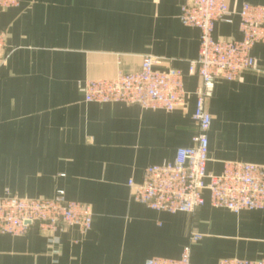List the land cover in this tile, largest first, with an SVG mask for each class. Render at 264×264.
I'll return each instance as SVG.
<instances>
[{"label":"crops","instance_id":"crops-1","mask_svg":"<svg viewBox=\"0 0 264 264\" xmlns=\"http://www.w3.org/2000/svg\"><path fill=\"white\" fill-rule=\"evenodd\" d=\"M237 12L245 3L227 0ZM182 0H19L0 10L7 33L0 66V196L37 199L64 191L93 212L87 233L68 227L53 234L31 227L0 236V264H146L179 259L190 247L192 264L264 259V209L233 214L206 204L193 213L156 212L132 200L149 165L173 162L193 145L195 91L189 73L200 32L180 21ZM214 38L241 39L239 19L217 24ZM252 56L257 71L237 81L218 79L204 101L209 173L226 162L264 166V45ZM183 74V107L171 113L123 104H86L87 80L135 72L145 58ZM201 235L197 242L191 236Z\"/></svg>","mask_w":264,"mask_h":264},{"label":"built area","instance_id":"built-area-1","mask_svg":"<svg viewBox=\"0 0 264 264\" xmlns=\"http://www.w3.org/2000/svg\"><path fill=\"white\" fill-rule=\"evenodd\" d=\"M181 23L199 30L198 57L190 62L189 73L201 78L195 91L193 119L197 133L193 145L177 150L173 162L149 165L140 182L129 181L132 200L150 210L177 214L193 213L206 204L233 214L264 209V166L245 162H226L219 175L208 172V131L212 117L204 101L212 97L216 81H237L247 71H257L251 51L264 45V6L245 3L235 12L227 0H182ZM19 6V0H0V10ZM239 19L241 39L214 38L217 24L231 25ZM7 33L0 30V66L6 62ZM162 60L145 58L135 72H118L110 79L87 80L83 86L86 104H123L149 111L171 113L184 106L187 93L183 74L176 69L161 70ZM93 212L87 205L66 198L64 191L37 199L20 198L8 191L0 196V236L25 235L31 227L53 234L68 227L82 233L91 230ZM201 235L190 240L197 242ZM57 242V241H56ZM146 264H192L190 247L179 259L152 258ZM218 264H264L261 260L222 259Z\"/></svg>","mask_w":264,"mask_h":264}]
</instances>
